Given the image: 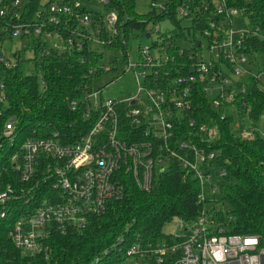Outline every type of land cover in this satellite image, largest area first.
Instances as JSON below:
<instances>
[{
    "label": "built area",
    "instance_id": "obj_1",
    "mask_svg": "<svg viewBox=\"0 0 264 264\" xmlns=\"http://www.w3.org/2000/svg\"><path fill=\"white\" fill-rule=\"evenodd\" d=\"M170 1L162 5L152 2L150 10L166 13ZM110 5V0H49L33 8L28 0H0V64L5 68L20 65L11 66L6 61L4 45L11 39L27 42L34 66L53 51L92 56L88 62L78 58L85 76L80 95L69 104L72 112L90 122V129L73 144L61 143L57 134L27 139L10 157L18 181L26 188L8 186L0 191V219L6 218L12 202L28 204L39 186L48 187L49 196L10 225L8 238L23 256L48 259L53 231L81 232L91 217L106 211L108 202L123 197L126 181L132 180L140 191L148 192L156 178L172 166L194 175L201 188L198 203L205 205L209 201L204 195V180L216 181L214 173L225 176L223 169L210 165L219 154L212 149L219 138L218 129L205 124L196 128L189 120L188 133L179 136L174 132L186 118L193 84L201 83L213 108L221 110L220 122L230 115L233 126L239 128L243 122L238 108H246V102L243 97L235 102L240 94L236 85L246 76L260 79L249 70L250 61L242 47L248 35L264 39V34L259 28L250 29L244 7L236 8L228 0L177 1L175 14L190 23L186 28L193 29L198 13L205 16L195 22L202 28L196 34L198 46H193L191 37L189 48L179 49V63L174 66L175 57L167 54L170 38L161 35L151 46L140 45L132 59L128 47L131 31L127 39L119 38L118 15L108 10ZM203 10L210 11L205 14ZM235 19L242 22L241 28L235 27ZM149 26L135 31L146 39L159 34L156 25ZM59 39L60 47L46 46L48 40ZM126 74L131 76L135 92L115 99L105 97L104 90ZM103 77H108V82L93 89V82ZM38 79L44 89L42 77ZM6 110L1 75L0 117ZM122 114L132 129L131 142L120 136L127 132L125 124L120 125ZM245 118L249 125L240 137L251 140L257 133L264 138V128L251 125L248 109ZM15 124L14 117L8 118L2 137L12 140ZM209 190L214 194L217 186L211 182ZM210 214L203 208L195 221L179 220L176 235L154 243L137 241L120 257L118 248L123 238L119 237L101 255L118 250L114 255L121 260L115 264H264V249L257 236L229 234L233 218L225 214L224 221L216 223Z\"/></svg>",
    "mask_w": 264,
    "mask_h": 264
},
{
    "label": "trees",
    "instance_id": "obj_2",
    "mask_svg": "<svg viewBox=\"0 0 264 264\" xmlns=\"http://www.w3.org/2000/svg\"><path fill=\"white\" fill-rule=\"evenodd\" d=\"M177 1L179 0L170 1L166 13L149 10L145 14H139L135 0H110L108 10H113L118 15L119 38L127 39L130 31H143L144 28L150 27V23L156 25L169 21L178 30V38L189 40L193 37V46L196 47V42L200 41L196 34L202 28L195 22L197 18H203L205 15L198 13L197 18H192L193 29L185 28L182 26L185 19L179 20L175 14ZM228 1L236 8L244 7L250 29L259 28L264 34V0ZM39 3L37 0H28V6L33 8ZM203 11L208 14L210 10ZM142 20L143 24L140 23ZM170 43L167 54L175 57V66L179 63V48L173 38H170ZM118 48L123 47L118 45ZM242 48L252 63H257L258 56L264 57V39L260 37L248 35ZM79 56L87 62L92 60V56L85 52L54 51L48 59L37 60L35 66L40 70L44 89L37 75L28 76L18 67L7 69L0 64V76L2 75L7 97V110L3 117H0V191L8 186L26 188L25 184L18 181V175L16 176L10 163V157L18 151L24 141L57 134L61 143L73 144L90 129V122L82 120L79 114L69 108L70 102L80 95L79 87L85 76V67L78 62ZM168 70L170 71L169 68ZM262 72L253 73L259 76ZM261 81L246 76L236 85L240 94L235 102L244 98L251 125L258 128L264 127L260 124L264 116V83ZM202 86L199 82L193 84L190 107L185 111L186 118L181 120L178 128H174V132L179 136L188 133L189 120H193L196 128L204 124L217 127L219 138L212 143V149L219 154L210 165L225 171L222 178L217 177L216 173L214 175L215 183L223 194L221 202L227 204L229 211H216L211 208L209 213L214 214L216 223L223 222L225 214L230 215L233 222L228 226L229 234L257 236L260 246L264 248V138L257 133L251 140L240 137L242 130L249 125L245 118L246 108H238L239 119L243 122L239 128L233 126L230 115L226 116V121L220 122L221 110L213 108L202 92ZM121 116L120 125L125 124L127 132L124 130V134L120 136L131 142L133 140L129 135L132 129L126 124L124 114ZM11 117H14L16 122L12 140L2 137L4 124ZM200 192L199 181L194 175H186L174 166L159 175L148 192L140 191L132 180H128L124 185L123 197L108 202L106 211L100 216L91 217L84 230H68L64 234L53 231L48 240L50 256L44 259L41 256H23L8 238L12 222L39 206L45 196H49L48 187L39 186L28 204L23 200L12 202L6 218L0 219V264H90L97 257V264H115L121 260L114 255L118 250L121 251L120 257L137 241L154 243L166 238L163 234L164 226L173 219L195 221L204 208V205L198 203ZM119 237L123 238V242L118 250L102 256L101 253L112 246Z\"/></svg>",
    "mask_w": 264,
    "mask_h": 264
},
{
    "label": "rangeland",
    "instance_id": "obj_3",
    "mask_svg": "<svg viewBox=\"0 0 264 264\" xmlns=\"http://www.w3.org/2000/svg\"><path fill=\"white\" fill-rule=\"evenodd\" d=\"M49 0H39L41 4L47 3ZM168 0H135L136 3V11L139 14H145L150 10V4L152 2H155L157 5H162L166 3ZM98 7V6H97ZM100 8V7H98ZM240 20L235 19V27L237 29L240 28ZM189 22L184 20L182 22L183 27L189 26ZM156 27L159 29V34L154 35L150 39H146L144 35L140 34L139 32L133 30L129 33V53L132 59H135L137 57V52L138 48L140 45L142 46H151L152 43H154L157 40V37L165 36L167 38H173V42L179 46L180 48H189V44L181 39L178 38V30L171 25L169 21H165L159 24H156ZM62 45L61 40H48L46 46L48 48L51 47H60ZM5 58L6 61L10 63L11 66H16L17 64L19 65V69L22 71L23 74L25 75H37L38 78H41V73L39 72L40 70L34 66L33 63V52L27 49V42L26 41H19L17 39H11L8 40L5 45ZM18 54V58L14 57V54ZM204 58H207L205 49H204ZM254 72L258 73L260 71H264V57L263 56H258L257 58V63L253 66ZM261 80L264 81V75L261 74ZM108 82V77H103L99 79L97 82H93V89L98 88L105 83ZM101 84V85H100ZM100 85V86H98ZM135 92V86L133 83V80L129 74L124 75L121 79L115 81L114 83L110 84L105 90H104V96L109 97L110 99H115L119 97H124L129 94H132ZM261 125H264V116L262 121H260ZM213 183L216 185V181H208L204 180V195L209 201V203L204 205V209L209 212L211 208L215 209L216 211H229V208L226 203H222L223 199V194L221 190L217 187V190L214 194L211 193L209 190L210 183ZM213 216L214 214H210ZM214 220V219H212ZM178 219H173L170 223L166 224L163 229V234L165 236H174L176 235L179 231L180 228H178L179 224ZM263 248V247H262ZM264 249V248H263ZM32 258V257H30ZM36 258V257H34Z\"/></svg>",
    "mask_w": 264,
    "mask_h": 264
},
{
    "label": "crops",
    "instance_id": "obj_4",
    "mask_svg": "<svg viewBox=\"0 0 264 264\" xmlns=\"http://www.w3.org/2000/svg\"><path fill=\"white\" fill-rule=\"evenodd\" d=\"M239 23H240V28H241V24H242V22L241 21H239ZM186 28V27H185ZM182 39V38H181ZM183 40H185V39H183ZM187 43H189L188 42V40H185ZM198 42H196V45L198 46ZM176 45V44H175ZM177 46V45H176ZM179 49H180V47L179 46H177ZM181 49H183V48H181ZM185 49V48H184ZM255 65V63H252V62H250V64H249V66H248V68H249V70H251V71H253L254 72V70H253V66ZM262 74L264 75V71L262 72ZM260 75V79H261V74H259ZM262 83H264V81H261ZM261 128H264V127H261Z\"/></svg>",
    "mask_w": 264,
    "mask_h": 264
},
{
    "label": "water",
    "instance_id": "obj_5",
    "mask_svg": "<svg viewBox=\"0 0 264 264\" xmlns=\"http://www.w3.org/2000/svg\"><path fill=\"white\" fill-rule=\"evenodd\" d=\"M148 37V36H147Z\"/></svg>",
    "mask_w": 264,
    "mask_h": 264
}]
</instances>
